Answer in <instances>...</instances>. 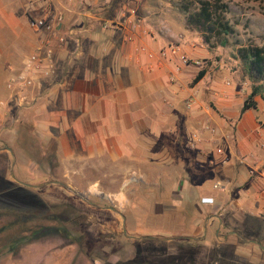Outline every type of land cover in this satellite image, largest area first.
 Instances as JSON below:
<instances>
[{
	"label": "crops",
	"instance_id": "crops-1",
	"mask_svg": "<svg viewBox=\"0 0 264 264\" xmlns=\"http://www.w3.org/2000/svg\"><path fill=\"white\" fill-rule=\"evenodd\" d=\"M157 2L0 0V118L13 102L18 118L10 115L9 121L29 128L38 146L31 155L14 151L19 176L36 182L61 178L64 184L51 180L49 185L106 195L119 210L140 208L129 194L147 186L153 193L155 179H175L167 191L157 187L166 193L160 208L183 215L189 203L202 210L208 205L207 226L216 224L215 232L232 223L240 224L242 233L258 235L264 231V96L254 97V108L239 112L245 96L238 97V88L213 77L201 62L175 71V58L147 57L146 51L156 54L167 46L164 37L155 35L151 4ZM44 11L62 15L55 34L64 41L52 40L49 74L25 91L9 92L7 77L21 70L44 36L28 19ZM179 53L191 59L212 56L198 45ZM199 69L204 74L190 84ZM51 151L49 166L45 156ZM203 172L208 180L199 186L197 176ZM203 194L211 203H199ZM181 213L176 224L182 227ZM198 219L200 215L191 222ZM225 234L227 240L241 236L235 229ZM185 235L182 241L197 239ZM244 240L264 253L258 240ZM243 255H251L249 249Z\"/></svg>",
	"mask_w": 264,
	"mask_h": 264
},
{
	"label": "rangeland",
	"instance_id": "rangeland-1",
	"mask_svg": "<svg viewBox=\"0 0 264 264\" xmlns=\"http://www.w3.org/2000/svg\"><path fill=\"white\" fill-rule=\"evenodd\" d=\"M157 1L151 8L154 26L158 27L155 35L165 38L163 45L177 43L182 50L187 45H198L204 51L209 50L212 52L210 58H197L201 65L211 68L213 77L229 80L239 89L238 97L245 96L250 84L241 73L236 49L264 44V0H223L226 3L224 17L233 28L223 46L217 44L214 37L207 43L201 33L185 27L179 6L190 0ZM188 6L192 9L194 4ZM0 101L4 103V99L0 98ZM6 105L9 112L0 118V226L5 227L0 233V264H264V253L256 244L244 240L253 238L264 245V231L258 235L246 230L242 233L240 224L227 222V227L217 228L215 232L216 224L207 226L211 212L208 205L202 210L192 208L189 203L185 205L183 215L178 209L160 208L158 203L164 201L166 193L157 187L162 186L167 191L175 179H155L157 184L153 193H148L152 186H147L137 194H129L140 208L119 210L117 202L108 200L106 195L76 194L65 187L49 185L55 180L52 178L36 182V179L19 176L21 172L17 171L19 162L15 161L14 151L24 155L22 150H25L31 155L38 146L33 142L29 128L21 129L18 122L9 121L10 115L18 118V113L13 102ZM261 112L257 114L260 116ZM20 135L24 136L23 144L19 142ZM203 173L197 176L199 186L207 176ZM56 180L65 183L61 178ZM119 180L114 181L115 189ZM211 201L208 194L199 197L201 204ZM69 208L78 218L76 226L42 217L66 212ZM12 212L34 215L27 222L29 229H20L22 223ZM179 213L185 218L182 227L176 224ZM199 215L200 219L191 222ZM12 220L15 223L12 224ZM61 225L78 232V239L72 241L64 235ZM227 229H235L241 236L227 240ZM184 234L194 235L197 239L182 241L184 239L180 237ZM248 249L251 255L247 257L243 253Z\"/></svg>",
	"mask_w": 264,
	"mask_h": 264
},
{
	"label": "trees",
	"instance_id": "trees-1",
	"mask_svg": "<svg viewBox=\"0 0 264 264\" xmlns=\"http://www.w3.org/2000/svg\"><path fill=\"white\" fill-rule=\"evenodd\" d=\"M194 4L192 9H189L188 4ZM189 3L183 2L179 6V10L183 13V22L186 28L195 30L202 34L205 42H209L211 37L216 39V43L223 46L228 41V36L233 32L232 26L224 17L226 11V3L223 0H190ZM213 47L215 45H208ZM236 55L241 62V73L248 80L250 88L248 93L242 100L239 112H243L248 108H254L256 103L254 97L258 96L263 98L264 96V44L261 45H245L239 46L236 49ZM204 74V69H199L191 80L190 84L195 83ZM264 126V121L261 123ZM45 157H49L48 165L52 166L50 158L54 156L53 152ZM52 179H58L52 177ZM13 216H18L19 223L22 224L20 229L27 228V222L34 218L32 214H17L12 212ZM73 214V209L69 208L66 212H54L43 215L46 219L68 222L76 226L78 224V218ZM11 223H15L12 220ZM64 235H67L72 241L78 239L77 234L74 231H69L68 228L61 225L60 227ZM5 227L0 226V233L3 232ZM52 229V228H50ZM25 231V229H23ZM150 237V236H146ZM143 262V260L141 259Z\"/></svg>",
	"mask_w": 264,
	"mask_h": 264
},
{
	"label": "built area",
	"instance_id": "built-area-1",
	"mask_svg": "<svg viewBox=\"0 0 264 264\" xmlns=\"http://www.w3.org/2000/svg\"><path fill=\"white\" fill-rule=\"evenodd\" d=\"M130 13L134 10L130 9ZM30 25L35 31L43 33V38L39 40L33 51L26 55L23 60L22 68L14 74H10L6 81L5 87L9 92H20L31 87L35 80L40 76H45L50 73L51 65L49 56L51 53L52 40L55 43H61L64 41V37L60 34H55V30L62 23V15L60 13L52 14L48 11H44L42 14L37 16H31L29 19ZM103 27L108 26L107 23L102 24ZM180 48L177 43H169L167 46L158 49L157 53L154 54L151 51H146V55L149 58L163 59L166 56L169 58H175L178 64L175 65V71L179 70V65L196 64L199 62L198 59H191L184 53H179ZM228 82L226 81V84ZM4 103L0 101V107H3ZM195 139L196 137L193 136ZM216 152H220V149H216ZM215 183L213 186H216Z\"/></svg>",
	"mask_w": 264,
	"mask_h": 264
}]
</instances>
